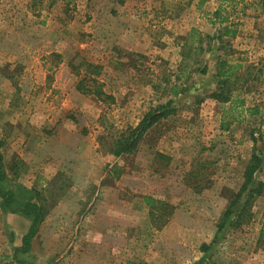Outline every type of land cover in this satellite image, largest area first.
<instances>
[{"label":"rangeland","instance_id":"1","mask_svg":"<svg viewBox=\"0 0 264 264\" xmlns=\"http://www.w3.org/2000/svg\"><path fill=\"white\" fill-rule=\"evenodd\" d=\"M112 1L0 0L5 189L15 191L19 207L38 200L46 211L31 252L18 261L264 264V245L258 243L263 197L246 223L229 222L219 231L229 203L227 191L240 189L255 148L251 132L258 139L256 148L264 149V83L251 80L250 90L234 94L245 102L242 108L212 99L195 106L197 96L215 89L211 62L208 75L196 73L184 82L193 86V94L178 98L177 113L151 129L136 154L115 158L108 152L112 137L137 126L151 107L173 99L162 95L163 81L175 82L180 58L173 47L161 58L157 40L163 35L175 45L170 32L185 33L192 26L214 35L219 19L213 15L220 2L204 0L201 6V0L170 1L167 8L173 12L160 18L159 8L147 2L150 7L140 5L137 19L131 18L140 31H128L107 11ZM254 3L244 0L224 9L238 31L232 59L256 67L252 77L264 67V9ZM166 16L175 18V27L161 26ZM83 61L102 67L96 81L114 102L77 91L87 70L80 68L78 77L70 66ZM85 85L92 87L90 82ZM256 106L260 115L253 117L247 108ZM198 161L213 171L200 193L186 185ZM255 181L264 183V166ZM146 196L165 206L147 207ZM162 217L168 222L159 229ZM30 225V218L2 209L0 199V264H21L13 254Z\"/></svg>","mask_w":264,"mask_h":264},{"label":"trees","instance_id":"2","mask_svg":"<svg viewBox=\"0 0 264 264\" xmlns=\"http://www.w3.org/2000/svg\"><path fill=\"white\" fill-rule=\"evenodd\" d=\"M125 1L126 0H119L120 3H124ZM218 1L220 2V9L213 15V18L219 19L217 32L214 35H206L200 30L192 29L188 40L181 47V60L175 71V82L171 83L168 79L163 81L164 87L162 88V95L169 96L170 98L173 97V99L166 101V103H158L157 106L151 107L137 126H129L112 137L110 140L112 141L111 147L108 152L113 157L122 158L136 154L148 132L161 121L177 113V107L174 106V103L178 98L188 92L193 94L191 91L193 86L191 85L190 89L186 87L184 82L191 80L196 73L208 75L212 69L211 62L213 63L214 76H212V78L215 80V89L211 90L210 93L204 97L197 96L196 102H194L195 106L202 105L206 99H212L221 106L235 104L237 107L242 108L245 102L243 100L234 99V94H240L243 90H250L249 83L251 80L264 83V67L258 71L259 75H254V77H252L256 67L244 65L241 61L237 63L234 62L235 59H232L235 52L232 48L231 41L237 37L238 31L236 27L230 23L229 18L225 17L224 9L232 10L244 0ZM256 1L257 3H254L257 4L256 7L264 9V0ZM203 3H205L204 0L199 1V5L202 6ZM201 6H199L197 10H200L202 8ZM210 22L213 23L215 21L212 19ZM215 24H213V28H215ZM70 67L72 72L78 77H80V68H86L87 70V73L83 75V79L77 84L76 89L78 92L85 96H93L99 101L110 100L114 102V98L105 94L102 90V85L96 81L97 77L101 74V66L83 61L78 66L71 65ZM86 82H90L92 87H86ZM95 85L98 86L95 87ZM247 112L253 117L260 115V110L257 106L250 109L247 108ZM253 135L254 133L251 132V141L255 148L252 150L251 157L244 167L240 189L237 192L227 191L229 203L223 214V222L219 224V231L224 230L226 224L229 222H233L237 226L246 223L247 216L256 200L258 198H264V183L255 181L256 174L264 166V149L256 148L258 139H255ZM2 146L3 143L0 142V199L2 200V209L13 214H22L31 219L30 228L27 234L22 238V246L16 248L13 254V260L17 263H21L18 261L19 256L27 255L31 252L32 243L37 237L44 222L46 211L43 209V206L37 202L38 200L26 202L19 207L15 191L5 189V183L8 181V172L5 167ZM157 156L162 158V155L159 153H157ZM211 172L213 171L210 170L209 164L199 161L195 162L192 170L186 177V185L192 188L196 193L202 192L204 189L202 186L203 181L207 180ZM143 201L147 207H152V209L157 208L158 210L165 206L163 202L156 201L152 197L146 196L143 198ZM161 220L162 222L159 225V229L168 222V220L163 219V217ZM258 243L264 245V221L259 231Z\"/></svg>","mask_w":264,"mask_h":264},{"label":"crops","instance_id":"3","mask_svg":"<svg viewBox=\"0 0 264 264\" xmlns=\"http://www.w3.org/2000/svg\"><path fill=\"white\" fill-rule=\"evenodd\" d=\"M170 1L174 2L176 0H164V1H162V0H126L124 3H120L119 0H113L110 3V5L108 6V8H110V9H108L107 11H109L110 15L117 16L116 20L120 22L119 27H122L124 30L128 29V31L133 30V29H135V30L138 29L140 31L139 27L137 28L138 25L135 23L136 20L135 21L131 20V18L137 19L136 18V17H138L137 15L141 12L140 5L144 6L145 8H148V7H150V5L147 4V2H151L154 9L156 7L159 8V9H157V12H158L157 18H160V16L162 14L168 15V14H171L170 12H173V9L167 8V5ZM168 16H166V18H164V17L161 18L164 20V23L161 22V26L165 29L167 27H169L168 26L169 24L171 25L170 26L171 28L175 27L174 25L176 24L174 22L175 18L174 17H168ZM176 20H178V19H176ZM117 24H118V22H117ZM192 29L199 30L198 27L192 26V27H189V30L185 31V33H177L174 31L170 32V35H173V37H175V45L171 39H167V37L163 38V35H161L159 43L157 40V53L160 55L161 54L163 55V57H161V58H164V54H165L168 47H173L175 52H177V55H179V58H180L179 60H181V47L188 40L189 34H190ZM182 30H184V29L182 28ZM133 35H139V34L134 33ZM137 39H140V37H137ZM167 40H170L171 43H169V41H167ZM231 42L233 44L234 41L232 40ZM121 47H123V46H121ZM123 48H125V47H123ZM176 48L178 49V51ZM232 48H233V45H232ZM234 52H235L234 55H236L237 52L235 50H234Z\"/></svg>","mask_w":264,"mask_h":264}]
</instances>
